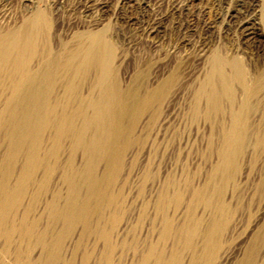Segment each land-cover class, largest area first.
Instances as JSON below:
<instances>
[{
	"label": "bare ground",
	"instance_id": "6f19581e",
	"mask_svg": "<svg viewBox=\"0 0 264 264\" xmlns=\"http://www.w3.org/2000/svg\"><path fill=\"white\" fill-rule=\"evenodd\" d=\"M236 23L245 41L255 40L253 18L245 15ZM51 25L42 7H33L18 23L9 18L0 23V264H90L92 260V264H113L115 250L126 244L127 234L120 233L132 223L142 225L150 208L163 223L158 239L163 241L171 233L173 219L165 216L171 200L162 188L146 200L143 187H138L128 204V220L119 231L126 202L112 190L124 168L126 151L138 143L135 137L146 115L141 131L157 129L153 139L147 133L149 158L141 170L143 178L153 166L157 136L166 133L164 126L177 108L172 93L177 75L172 73L143 90L135 76L123 89L114 68L113 42L105 29L81 31L71 44L54 49ZM188 102L186 111L192 121L201 116L219 128L217 160L193 196L194 202L213 209L205 220L191 216L189 207L190 216L174 233L193 254L188 264H211L230 223L231 201L238 205L249 194L248 186L239 182L246 149L249 145L252 150L264 149V67L251 72L240 58L213 52ZM165 104L167 108L173 104L172 111L155 127ZM170 127L174 130L172 123ZM138 156L135 152L132 161L137 162ZM158 174L159 170L157 178ZM262 188L264 177L254 191ZM172 197L179 202L181 195L175 192ZM37 207L41 213H36ZM108 223L113 224L115 235ZM260 226L236 264H259L264 222ZM90 236L102 243L98 256L95 242L84 245ZM195 239L198 244L193 246ZM145 242H138L135 251ZM158 247L149 245L140 264L152 260L153 264H180L179 254L172 252L165 258Z\"/></svg>",
	"mask_w": 264,
	"mask_h": 264
},
{
	"label": "rangeland",
	"instance_id": "374dc122",
	"mask_svg": "<svg viewBox=\"0 0 264 264\" xmlns=\"http://www.w3.org/2000/svg\"><path fill=\"white\" fill-rule=\"evenodd\" d=\"M240 1L0 0V23L8 18L18 23L29 15L33 7L44 8L52 23L49 38L54 49L63 43L71 44L81 31L105 29L107 37L113 42L114 68L118 83L123 89L131 85L135 76H139L138 84L143 90L157 80L168 78L172 73L177 75V82L172 90V93L175 92L173 104L177 108L171 121L164 126L166 133H159L157 136L153 166L148 168L146 178H143L141 170L148 161L150 145V138L147 137L149 131H141L149 117L146 115L141 120L139 132L135 137L138 143L126 151L124 168L112 190L113 193L120 192L119 201L126 202L124 208L126 213L116 228L119 231L128 220L130 214L128 204L137 188L143 187L145 197L143 199L146 200L153 198L157 188H162L169 196V201L171 200L169 204L167 203L165 211V216L173 219L171 233L163 241L158 239L163 230V225L161 226L163 223L160 218L153 216L150 208L142 225L132 223L127 232L120 233L127 234L126 244L115 250L112 256L113 264H140L141 254L151 244L158 245L165 258L172 252L179 254L180 264H188L192 259V252L186 250L181 241H177L174 231L177 232L190 216L189 207L191 216H203L205 220H208L212 213L213 208L210 210L204 203L194 202L193 196L206 182L217 160L214 151L219 146L217 138L219 128L216 125L217 128L210 126L201 116L192 121L186 111L187 102L191 101L192 93L203 79L213 52H219L227 58H240L251 72L264 67V0H243L242 3ZM245 15L254 19L253 41H245L235 28L236 22ZM173 104L169 105L170 108H167L166 104L162 106L155 127L163 123L164 116L172 111ZM171 123L174 130L170 127ZM153 131L149 132L151 139ZM171 131L175 132L172 141ZM208 142L213 143L210 152ZM252 147L249 145L246 149L243 170L239 176V182L243 187L248 186L249 194L245 193L246 196L238 205L236 200L231 201L230 223L221 238L217 259L211 264H236L249 244L251 236L264 222V188L254 191L257 182L264 177V149L258 151L252 150ZM135 152L139 153L137 162L132 161ZM157 170L158 178L155 176ZM56 180L57 178L54 182ZM171 182L174 186L170 185ZM228 187L225 195L227 202L230 201V186ZM175 192L181 195L179 202L173 201L172 196ZM251 193L254 195L251 196L253 199L249 198ZM41 212L42 208L37 207L36 213ZM108 214L109 212L107 216ZM107 228L113 229L115 235L116 230L112 223H108ZM90 237L89 242L87 239L84 241V245L88 247L89 243L95 242L98 256L102 250V243L96 241L93 236ZM145 239V244L141 248L138 247L139 252H136L135 245ZM192 244L197 245L198 239ZM258 247L260 264L264 258V233ZM80 255L81 251L77 257ZM150 263L153 264L154 261Z\"/></svg>",
	"mask_w": 264,
	"mask_h": 264
}]
</instances>
